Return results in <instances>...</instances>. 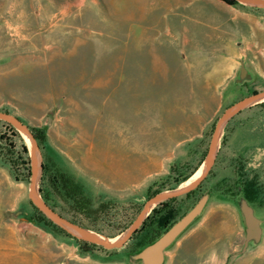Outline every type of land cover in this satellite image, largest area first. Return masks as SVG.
I'll return each instance as SVG.
<instances>
[{"label":"rangeland","instance_id":"rangeland-1","mask_svg":"<svg viewBox=\"0 0 264 264\" xmlns=\"http://www.w3.org/2000/svg\"><path fill=\"white\" fill-rule=\"evenodd\" d=\"M237 1L0 0V112L37 139L41 203L113 242L150 197L199 177L220 117L264 91V7ZM241 59L253 80L237 84ZM33 150L0 119V264H109L92 254L132 250L162 230L155 213L182 215L209 185L235 194L238 179L264 214V98L225 124L205 180L154 203L121 248L40 211L29 196ZM59 175L79 185L90 212L57 192ZM243 241L238 210L214 201L168 264H264V238L230 255Z\"/></svg>","mask_w":264,"mask_h":264},{"label":"water","instance_id":"water-1","mask_svg":"<svg viewBox=\"0 0 264 264\" xmlns=\"http://www.w3.org/2000/svg\"><path fill=\"white\" fill-rule=\"evenodd\" d=\"M240 1L257 7H264V0ZM252 80L253 73L247 67L246 61L241 59L239 73L234 78V82L237 84H244L245 82ZM262 98H264V91L253 93L225 112L216 123L210 142L209 156L199 177L183 189L166 193H158L150 197L136 219L125 229V231L120 235V238L113 242L100 237L91 229L71 221L55 210L45 206L41 203V201L37 200L35 190L39 179L38 159L40 152L37 139L28 125L25 124L19 117L8 112H0V119H4L17 126L20 130L27 133L34 142V150L31 159L32 177L29 193L33 203L40 209V211L67 227L71 232H79L82 238H86L91 242L100 244L105 248L113 249L123 247L124 244L134 235L139 226L143 223L146 214L152 206L151 204L189 193L190 191L196 189L205 180L216 161L218 138L225 124L240 111L253 105ZM48 125L49 123H46V126ZM214 201L232 204L238 210L241 217L244 229V241L241 248L239 250L232 251L230 255L239 257L257 248L264 238V214L256 207L254 202L247 197L245 187L241 180L238 179L237 192L235 194L221 192L213 185H209L199 198L182 215L165 226L156 237L143 243L136 249L120 251L107 255L93 253L92 256L101 263L109 264H168V252L193 225L200 221L211 203ZM25 215L26 212L24 207L16 212V216L21 219H25Z\"/></svg>","mask_w":264,"mask_h":264},{"label":"trees","instance_id":"trees-1","mask_svg":"<svg viewBox=\"0 0 264 264\" xmlns=\"http://www.w3.org/2000/svg\"><path fill=\"white\" fill-rule=\"evenodd\" d=\"M222 1L226 2L229 5H237V4H239L237 0H222ZM56 180L57 179L54 180V185H55V188H56L57 192L59 194H61L63 197H65V198L69 197L70 199L73 200V207H74V210L77 213L86 214V213L90 212L89 200L83 195L79 185L72 178H69V177H67L65 175H59V182L60 183H57ZM59 185H60L61 189L59 188ZM246 195L251 200V197H250V195L248 194L247 191H246ZM153 216H154L155 219L157 218L158 223L160 225V228H162V229L177 218L176 217V213H174L173 211H170L168 214L163 215V216L162 215L158 216L157 213H155V215H153ZM68 219H70L71 221L77 223L76 222L77 220L74 219V218H68ZM159 232L160 231H158L157 233H155L152 236H150L147 241H149V240L153 239L154 237H156L159 234ZM143 243H145V242L140 241L137 244V246L135 248H133V249H136L137 247H139Z\"/></svg>","mask_w":264,"mask_h":264},{"label":"bare ground","instance_id":"bare-ground-1","mask_svg":"<svg viewBox=\"0 0 264 264\" xmlns=\"http://www.w3.org/2000/svg\"><path fill=\"white\" fill-rule=\"evenodd\" d=\"M29 142H30V144H31V146H32V148H33V143L29 140ZM201 171V170H200ZM200 174V173H199ZM187 185V184H186ZM180 189H182V188H180ZM179 189V190H180ZM37 200L38 201H40V199L37 197ZM151 205H153V204H151ZM73 231V230H72ZM74 232H76V231H74ZM76 233H78V234H80L79 232H76ZM81 235V234H80Z\"/></svg>","mask_w":264,"mask_h":264},{"label":"crops","instance_id":"crops-1","mask_svg":"<svg viewBox=\"0 0 264 264\" xmlns=\"http://www.w3.org/2000/svg\"><path fill=\"white\" fill-rule=\"evenodd\" d=\"M242 13H243V12H242ZM243 14L249 16V13H243Z\"/></svg>","mask_w":264,"mask_h":264}]
</instances>
